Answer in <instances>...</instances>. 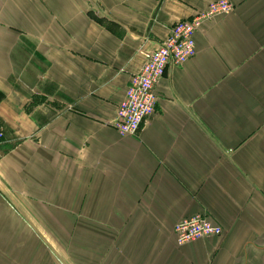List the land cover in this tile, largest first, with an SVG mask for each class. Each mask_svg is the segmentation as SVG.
Instances as JSON below:
<instances>
[{"label": "crops", "instance_id": "1", "mask_svg": "<svg viewBox=\"0 0 264 264\" xmlns=\"http://www.w3.org/2000/svg\"><path fill=\"white\" fill-rule=\"evenodd\" d=\"M215 1L0 0V252L57 231L76 264H264V0L204 22L137 135L113 125L142 51ZM197 213L222 234L178 244Z\"/></svg>", "mask_w": 264, "mask_h": 264}, {"label": "built area", "instance_id": "2", "mask_svg": "<svg viewBox=\"0 0 264 264\" xmlns=\"http://www.w3.org/2000/svg\"><path fill=\"white\" fill-rule=\"evenodd\" d=\"M232 7L233 4L228 0L212 2L191 18L175 23L170 34L156 48L148 51L144 65L135 74L138 78H131L125 97L117 107L114 127L121 135H134L139 132L142 122L155 113L156 86L163 77L162 73L170 66L183 64L195 54L193 34L202 28L204 22L230 12ZM146 80L150 83H146ZM221 232L220 226L211 223L206 216L200 214L184 218L174 226L179 244L220 235Z\"/></svg>", "mask_w": 264, "mask_h": 264}, {"label": "rangeland", "instance_id": "3", "mask_svg": "<svg viewBox=\"0 0 264 264\" xmlns=\"http://www.w3.org/2000/svg\"><path fill=\"white\" fill-rule=\"evenodd\" d=\"M35 1H37L36 3L39 5L41 4L40 2H42V0H35ZM23 3H25V2H19V5L17 7V9H19L20 11L25 10V8L23 7V6H25V4H23ZM73 20H74V16H73ZM57 22H58V20H56L55 25ZM2 24H4V23H2ZM28 24L30 25V27L32 29L34 28V26H36L37 28H41L43 26L42 22H37V23L29 22ZM64 25L65 24H63V26ZM66 25H68V27L73 29L72 24H66ZM7 26L8 25L5 24V27H7ZM22 26H23V29L19 28V30H18L19 33H25L24 27L26 26V24H22ZM56 26H58V25H56ZM4 28L1 29V32H2V30H3V32L5 31ZM27 33L29 35L30 32L28 31V32H26V34ZM194 35L195 34H193V40H194ZM31 37H33V36H31ZM6 38L8 39V37L6 35H4L3 40H6ZM36 40L40 41V43L42 41H44V39H40V38H36ZM10 41H11L10 42L11 45H12V43H14V41H17V42L23 41V42H27L28 44H30V42L27 39H25V37H20L17 39L15 37V38H12ZM148 51H144V50L142 51V54L144 57V62L142 64V66L144 65V63L146 61V55H147ZM196 53H197V49H196L195 54L191 58H193L196 55ZM187 55L188 54H186V57H187ZM188 60L189 59H187L185 62H187ZM167 69L168 68H166L163 71V73H162L163 77L162 78L165 77ZM132 78H138V76L135 77V74H134L132 76ZM147 82L150 83L149 80H146V83ZM144 121L142 123H144ZM0 127H2L1 124H0ZM115 129L119 133V130L116 127H115ZM137 134H138V132L135 133L134 135H137ZM2 139H3V129H2V136L0 137V142L2 141ZM198 214L206 216L210 220L211 223L215 224L214 222L211 221L209 216H207L204 213H197L194 215H198ZM194 215H191V216H194ZM191 216H187L185 218H188ZM183 219L184 218H182L181 220H183ZM215 225H218V224H215ZM218 226H220V225H218ZM40 229H41V227H40ZM221 229H222V227H221ZM222 232H221V234H222ZM2 235H3L4 239L7 238L8 236H10V234H2ZM215 236H219V235H213L211 237H215ZM74 237H75L74 233L59 234L57 231L56 232H38V231H36V232H21L18 235V244H25V246L19 247V245H18L19 248H17V249L3 248L2 251L0 252V258H1L0 264H76L75 258H74V252L75 251L80 252V248H78L76 246V242H74V240H75ZM13 239H14V237H13ZM199 239H204V238H199ZM176 240H177V238H176ZM177 243H178V241H177ZM186 243H180V245H184ZM83 251H89V249L83 247Z\"/></svg>", "mask_w": 264, "mask_h": 264}]
</instances>
